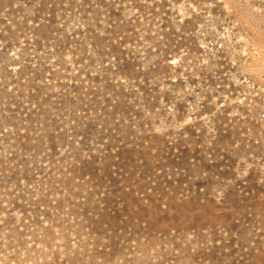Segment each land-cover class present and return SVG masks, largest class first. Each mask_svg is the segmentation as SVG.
Masks as SVG:
<instances>
[{
    "label": "rangeland",
    "instance_id": "rangeland-1",
    "mask_svg": "<svg viewBox=\"0 0 264 264\" xmlns=\"http://www.w3.org/2000/svg\"><path fill=\"white\" fill-rule=\"evenodd\" d=\"M0 264H264V0H0Z\"/></svg>",
    "mask_w": 264,
    "mask_h": 264
}]
</instances>
